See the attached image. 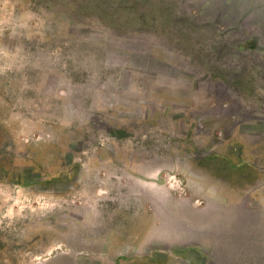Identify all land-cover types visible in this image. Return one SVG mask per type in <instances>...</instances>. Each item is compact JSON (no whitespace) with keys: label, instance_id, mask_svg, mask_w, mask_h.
<instances>
[{"label":"rangeland","instance_id":"374dc122","mask_svg":"<svg viewBox=\"0 0 264 264\" xmlns=\"http://www.w3.org/2000/svg\"><path fill=\"white\" fill-rule=\"evenodd\" d=\"M0 264H264V0H0Z\"/></svg>","mask_w":264,"mask_h":264}]
</instances>
